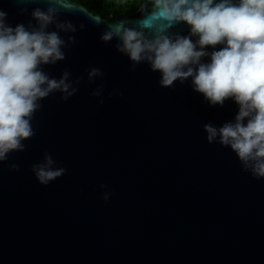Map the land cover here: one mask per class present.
Masks as SVG:
<instances>
[{
    "label": "water",
    "instance_id": "1",
    "mask_svg": "<svg viewBox=\"0 0 264 264\" xmlns=\"http://www.w3.org/2000/svg\"><path fill=\"white\" fill-rule=\"evenodd\" d=\"M48 6L0 0L13 27L35 24L32 10ZM99 16L129 26L140 19L138 11ZM60 19L85 28L69 34L77 42L66 59L44 71L83 79L67 101L54 93L40 102L36 134L0 164V264H264V178L242 172L236 154L209 144L203 128L234 120V101L211 106L190 80L163 88L147 63L130 70L117 40H100L106 22L95 24L81 9ZM92 67L104 77L89 84ZM101 86L103 104L91 95ZM46 152L66 172L44 186L31 166ZM11 163L20 171H9ZM104 191L112 193L107 202Z\"/></svg>",
    "mask_w": 264,
    "mask_h": 264
},
{
    "label": "clouds",
    "instance_id": "2",
    "mask_svg": "<svg viewBox=\"0 0 264 264\" xmlns=\"http://www.w3.org/2000/svg\"><path fill=\"white\" fill-rule=\"evenodd\" d=\"M47 3L46 9L32 10L35 24L29 21L14 27L8 22V13L0 9V164L10 153L25 151L24 141L36 134L32 121L42 100L60 93V99L67 101L79 91L83 77L72 80L66 69L57 79L44 71V66L64 61V50L76 44L75 35L69 34L84 30L85 25L77 27L61 20L60 15L81 9L95 24L107 23L100 40L105 44L117 40L116 51L129 58L131 71L147 63L153 73L161 74L159 85L163 88L190 80L193 91L211 106L234 101L238 106L234 120L219 127L205 124L206 140L230 148L242 172L254 179L264 178V0H146L133 26L127 20L108 23L70 0ZM181 23L188 27L187 34L172 32ZM50 26L55 30L50 31ZM103 77L99 68L87 70L89 84ZM102 92L101 86L91 93L100 104L104 103ZM114 94L123 96L118 90ZM9 171H20V165L11 163ZM31 171L47 186L66 169L56 167L46 152ZM111 195L104 191L102 199L107 202Z\"/></svg>",
    "mask_w": 264,
    "mask_h": 264
},
{
    "label": "trees",
    "instance_id": "3",
    "mask_svg": "<svg viewBox=\"0 0 264 264\" xmlns=\"http://www.w3.org/2000/svg\"><path fill=\"white\" fill-rule=\"evenodd\" d=\"M91 12L113 21L118 14L135 13L146 0H74Z\"/></svg>",
    "mask_w": 264,
    "mask_h": 264
}]
</instances>
